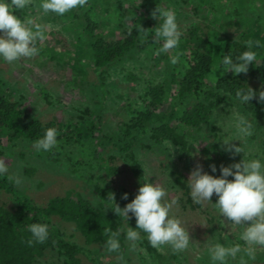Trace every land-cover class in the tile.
<instances>
[{
  "label": "rangeland",
  "instance_id": "1",
  "mask_svg": "<svg viewBox=\"0 0 264 264\" xmlns=\"http://www.w3.org/2000/svg\"><path fill=\"white\" fill-rule=\"evenodd\" d=\"M111 0H88V9L92 8L90 17L98 24L99 33L107 41L123 38V25L151 27L149 32L150 45L139 55L127 58L111 68H95L93 60V40L85 34L86 22L76 19L69 13L61 17L55 13H45L39 8L41 0H31L25 10H16L20 18L34 19V23L41 25L45 30L46 39L37 40L36 46L40 49L39 55L34 58L21 57L19 60L8 63L0 61V79L7 84L5 95L7 100L24 105L29 119L43 122L55 121L59 126L83 130V139L75 136L80 143L60 146L58 162H44L35 154L34 149H27L25 157L18 154L13 156L5 152L4 161L13 178L20 180L17 184L19 197H28L37 206L45 207L53 199L64 197L69 190L80 192L93 204L104 205L107 211H114L116 205L123 209L138 193L143 180L157 183L168 193L165 200L177 198L178 203L173 205L171 214L182 221L189 231L190 246L186 251L174 252L170 246L156 248L166 257L173 254L177 260L173 264H208L206 253L208 240H218L221 243H242L238 240L240 226L231 225L226 218L220 217L211 202L196 204L191 196L185 195L177 182V176L182 174L187 180L191 171L198 165L211 175L219 176L217 162L224 156L226 165L240 162L244 153L233 156L225 152L221 145L222 138L229 135L231 121L242 115L236 106L223 105L214 113L209 124L203 127L200 140H206L209 151L205 153L199 140H194L184 150L171 142L165 141L161 146L147 148L136 145L128 151L122 152L114 146L119 136L125 132L127 123L137 115L136 110L145 108L149 86L163 83L168 74L166 63L169 57L179 53V62L175 65L172 75L177 76L181 67L193 59L191 53L183 51V44L190 39V31L194 26L200 27L201 35L209 34L208 30L217 29L219 24L215 19L206 15L212 7L208 1L200 10L199 0H162V7L171 8L177 15L178 24L183 33L177 49L168 53L156 54L160 42L151 38L155 35L158 20L147 16L137 18L142 6L122 1L120 8L112 6ZM233 3L234 0H229ZM220 3V2H219ZM218 4V3H215ZM218 8H222L220 5ZM131 11L134 12L131 15ZM223 15V14H222ZM240 30L233 31L235 39L245 43V38L238 35ZM252 27L247 29L246 35L251 34ZM238 35V36H237ZM256 42L257 36L249 38ZM248 40V41H249ZM256 49V43L254 44ZM260 64V63H258ZM103 84V85H101ZM170 115L171 104L165 109ZM85 121V125L82 122ZM91 123L100 125V129H90ZM253 124V134L245 138L246 158H255L264 155V121L262 128L257 130ZM92 130L100 134L91 139ZM105 138L102 145L98 140ZM106 139L109 142L107 143ZM103 140V139H102ZM232 143L240 146V141ZM62 145V144H61ZM214 146V147H213ZM210 147L215 149L213 152ZM23 150V149H22ZM131 158H129V155ZM224 154V155H223ZM216 156V157H215ZM217 158V159H215ZM136 165L138 172L132 169ZM108 166L116 168L115 173H109ZM215 164L217 172L212 173L210 165ZM29 171V172H28ZM72 171H76L72 173ZM128 199H123L124 194ZM112 195L113 200L109 197ZM213 203L217 197L214 196ZM189 199V203H188ZM0 204L10 205V198L0 192ZM116 204V205H115ZM131 215V213H129ZM58 222V219H55ZM68 238L76 243L80 239L73 225L62 226ZM71 235L73 237L71 238ZM127 251L123 255H114L99 248L91 250L90 256H83L84 264H158L148 253L145 246L137 243L135 250L131 242L126 241ZM231 261L230 264H238ZM39 264H62L57 255L52 253L42 258ZM250 264H264V248L258 249L257 258Z\"/></svg>",
  "mask_w": 264,
  "mask_h": 264
},
{
  "label": "trees",
  "instance_id": "2",
  "mask_svg": "<svg viewBox=\"0 0 264 264\" xmlns=\"http://www.w3.org/2000/svg\"><path fill=\"white\" fill-rule=\"evenodd\" d=\"M112 6L120 8L124 0H111ZM211 1L212 7L206 11V17L212 16L219 24L217 29L208 30L209 34L201 35L200 27L194 26L190 31V39L183 44V51L191 53L193 59L184 65H179L181 70L176 76L172 75L175 65L166 63L169 76L165 81L149 86L148 98L145 108L136 110L134 118L127 123L125 132L116 139L114 146L122 152L132 149L136 145H144L147 148L161 146L165 141L171 142L184 150H188L191 142L199 140L202 150L207 153L209 147L206 140H200L199 134L203 127L209 124L216 110L223 105L236 106L242 115L257 126L262 128L264 121V103H260L258 96L248 104H241L235 99V90L240 87H250L254 92L264 90V0H199L197 9ZM131 4H139L142 9L137 18H147L157 6H162V0H126ZM220 2V3H219ZM218 3V4H215ZM222 5V8H218ZM92 8H76L71 10V15L76 19L84 20L86 24L85 34L93 40L91 46L95 68H111L121 61L139 55L151 43L149 32L151 27L144 26V34L138 31L141 27L123 25V38H115L107 41L103 35L95 31L98 24L90 17ZM134 12L131 11V15ZM223 14V15H222ZM140 16V17H139ZM252 27L251 34L244 35L247 29ZM240 30L238 35L245 38V43L233 37V31ZM237 35V36H238ZM257 36L256 62L250 64L246 73L234 76L231 72L221 75L222 70H217L222 55L230 53L233 57L247 50L246 42L249 38ZM260 63V64H258ZM103 85V84H101ZM7 84L0 79V160H4L5 152L15 156L20 149L19 157H25L24 150L34 149L33 142L43 136L45 129L54 127L58 130V145H70L80 143L75 136L83 139V130L80 127H64L62 129L55 121L43 122L31 120L19 102L7 100L5 92ZM172 106V112L168 115L165 111L168 105ZM85 121L82 125H85ZM100 125L91 123L90 129H100ZM92 130L91 139L100 134ZM99 133V132H98ZM97 142L102 145L105 138L100 137ZM103 139V140H102ZM109 142L108 139H106ZM111 143V144H113ZM62 144V145H61ZM54 147L48 152L35 154L44 162L57 163L58 150ZM214 147V146H213ZM210 149L215 152V149ZM23 149V150H22ZM129 155V158H131ZM224 155V154H223ZM216 157V156H215ZM217 162L218 174L223 158ZM217 159V158H215ZM132 165L137 173L138 168ZM109 173H115L116 168L105 166ZM29 172V171H28ZM76 171H72L74 173ZM10 172L0 176V192L10 198V205L0 204V264H39L40 260L49 254H56L62 264H84L83 256H90V251L85 247L99 248L106 251L104 242L107 239L105 231L120 232L121 252L126 254L127 244L125 232L128 227H136V220L129 215L128 221L113 211H107L102 203L99 206L93 204L80 192L69 190L64 197L53 199L45 207L37 206L28 197H19V189ZM177 182L183 193L189 195L188 180L179 173ZM229 179H233L229 177ZM215 194L212 197L214 198ZM189 203V199H188ZM58 219V222L55 221ZM34 222L47 223L49 225V238L44 243L27 244L31 237L28 225ZM74 226L80 235V239L73 243L62 226L64 224ZM73 235H71V238ZM148 253L158 264H173L177 256L173 254L166 257L153 248L141 232V241Z\"/></svg>",
  "mask_w": 264,
  "mask_h": 264
},
{
  "label": "clouds",
  "instance_id": "3",
  "mask_svg": "<svg viewBox=\"0 0 264 264\" xmlns=\"http://www.w3.org/2000/svg\"><path fill=\"white\" fill-rule=\"evenodd\" d=\"M88 0H41L39 8L45 13H55L65 16L76 8H85ZM31 4V0H0V61L12 63L21 57L34 58L40 53L36 41L46 39L45 30L41 25L35 24L34 19H20L16 10H25ZM158 20L155 27V35L151 38L160 42L156 54L168 53L177 49L183 35L178 24L177 15L171 8L157 6L151 13ZM142 36L144 29L138 30ZM247 50L233 57L222 55L217 65V70H222L221 75L231 72L234 76L246 73L250 64L256 62L254 43L246 42ZM172 65L179 62V53L169 57ZM260 103H264V90L254 92L250 87H240L235 90V99L241 104H248L254 97ZM231 133L222 138V149L236 156L244 153V158L237 163L220 165L219 176L211 175L198 164L190 173L188 187L192 200L202 205L211 202L218 211L220 217H224L234 226H240L241 231L238 240L242 243H221L218 240H208L206 243L208 264H230L237 261L238 264H250L257 258L258 249L264 248V155L255 158H246L245 144L242 141L253 134V124L245 115H238L229 125ZM240 141V146L232 143ZM58 144V130L54 127L45 129L43 136L33 142L37 152H48ZM212 173L217 172L215 164L210 165ZM9 173L4 160H0V176ZM232 177L233 179H229ZM14 179L16 184L20 180ZM215 194L217 200L212 202ZM168 195L166 189L157 183L143 180L135 198L121 209L118 205L114 211L123 216L127 221L129 213L136 220V227H128L125 238L131 242V248L136 249L141 241V232L145 234L147 241L153 248L170 246L174 252L186 251L190 246L189 231L183 226L182 221L171 214L173 205L178 203L177 198L166 201ZM113 200L112 195L109 197ZM123 199H128L125 193ZM31 237L27 244L44 243L49 238V225L47 223L34 222L28 225ZM107 239L104 248L108 253L119 254L121 252L120 232L108 229L105 231Z\"/></svg>",
  "mask_w": 264,
  "mask_h": 264
}]
</instances>
